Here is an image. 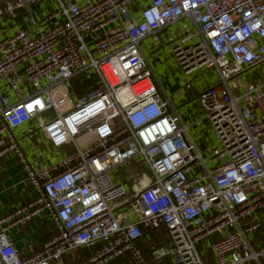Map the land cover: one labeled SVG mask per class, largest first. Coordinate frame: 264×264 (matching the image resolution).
I'll return each instance as SVG.
<instances>
[{
    "label": "built area",
    "instance_id": "obj_1",
    "mask_svg": "<svg viewBox=\"0 0 264 264\" xmlns=\"http://www.w3.org/2000/svg\"><path fill=\"white\" fill-rule=\"evenodd\" d=\"M4 4L0 158L13 153L35 191L0 214L5 264H63L81 247L94 248L81 264H151L140 241L155 230L156 264H264V81L251 73L264 66V0ZM147 48L174 59L186 96ZM23 125L71 150L37 165ZM40 217L57 232L23 257L11 231Z\"/></svg>",
    "mask_w": 264,
    "mask_h": 264
},
{
    "label": "crops",
    "instance_id": "obj_2",
    "mask_svg": "<svg viewBox=\"0 0 264 264\" xmlns=\"http://www.w3.org/2000/svg\"><path fill=\"white\" fill-rule=\"evenodd\" d=\"M161 63V62H160ZM171 76V74L169 73ZM164 84V82H163ZM166 89L179 90L184 92L185 96L188 94L181 87L171 85L170 83L164 84ZM29 125H23L15 130L20 136L21 143L28 155V158L37 165L54 163L60 155L67 152L69 147L65 146L57 149L48 145L41 133L27 135ZM42 142L47 145L42 146ZM41 143V144H42ZM35 196L33 187L26 180L25 169L22 164L17 160L13 153L9 152L0 158V214H7L16 208L30 202ZM121 204V203H120ZM127 208L124 207L123 210ZM118 209L119 212L123 211ZM57 232L56 226L51 220L45 217H40L28 221L23 225L16 226L12 229L11 233L16 245L19 247L22 256L26 257L32 252L38 250L42 243L51 238ZM166 239L165 230L147 231L145 236L140 241V247L144 251L147 259L151 264H156L151 257V251L154 247L160 246L162 241ZM93 247H81L72 255L65 257L63 264H81L84 260L93 254ZM212 256V254H211ZM166 264H172L171 261L166 260ZM111 264H134L129 255L119 257ZM212 264H215L212 261Z\"/></svg>",
    "mask_w": 264,
    "mask_h": 264
},
{
    "label": "rangeland",
    "instance_id": "obj_3",
    "mask_svg": "<svg viewBox=\"0 0 264 264\" xmlns=\"http://www.w3.org/2000/svg\"><path fill=\"white\" fill-rule=\"evenodd\" d=\"M13 3H14V0L13 1H9L7 4H4L3 6L5 7V6H7L9 4H13ZM0 7H2V5H0ZM51 9H52V7H51ZM51 9L48 8L46 10L49 11ZM147 51H148V54H149V58L151 59V64L154 66V68H155V70L157 72V75L160 77L162 82H164V84H167V83H170L171 85L174 84L175 87H177V84H178L179 85L178 87H180V85H182V82H181V79H180L181 78V74H182V70L178 69L174 65L175 64L174 59H172L169 56H167V57L166 56L165 57L157 56V58H155L154 56H152L153 54L150 52L149 48H147ZM169 73L171 74V76L169 75ZM251 73L253 74V76H254L253 79L255 81H259V80L260 81H264V66H261L260 68H254ZM195 74H197V73H195ZM195 74H193V76ZM201 74H202V80H207L209 83H213L214 82V80L211 79L210 77H207L206 75H203V73H201ZM209 75L211 76L212 74L208 73V76ZM182 94H184V92H182ZM191 105H193V103ZM194 108L198 111V113H200L198 103H195ZM180 112L183 114V118L185 119V121L190 122L192 120V116L188 112L186 106L181 107L180 108ZM204 125H205V123L202 126H200V127H204ZM200 127H198V126L197 127H193L192 131L194 133H196V132L199 131ZM41 143L42 142H40L39 145H42V146L47 145V144L44 145V143H42V144ZM48 145H51L50 142H48ZM132 165H133V167L138 166V164H135V163H133ZM126 174H127V172L124 173V175H126ZM140 175H141V179H144L145 176L150 177V172L147 171V170L140 169ZM124 200H125V198H123L120 201H117L116 204H118L119 202H123ZM130 207H131V205H128V208H130Z\"/></svg>",
    "mask_w": 264,
    "mask_h": 264
},
{
    "label": "water",
    "instance_id": "obj_4",
    "mask_svg": "<svg viewBox=\"0 0 264 264\" xmlns=\"http://www.w3.org/2000/svg\"><path fill=\"white\" fill-rule=\"evenodd\" d=\"M8 1H11V0H0V5L6 3ZM0 264H5V262H4L3 258L1 257V255H0Z\"/></svg>",
    "mask_w": 264,
    "mask_h": 264
}]
</instances>
